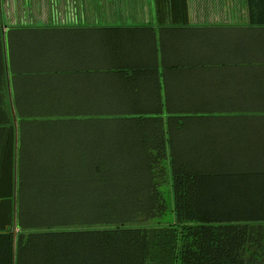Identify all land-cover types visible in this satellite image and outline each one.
Listing matches in <instances>:
<instances>
[{
	"label": "trees",
	"instance_id": "16d2710c",
	"mask_svg": "<svg viewBox=\"0 0 264 264\" xmlns=\"http://www.w3.org/2000/svg\"><path fill=\"white\" fill-rule=\"evenodd\" d=\"M248 6L251 28H264V0ZM128 37L129 29L118 40ZM153 60L142 79L125 78L126 90L109 88L105 107L104 92L83 112L54 103L58 123L79 127L71 143L20 147L9 158L18 185L0 203V264H264V129L232 122L264 112L214 107L196 80L165 90L157 55ZM148 79L152 90L137 86ZM36 117L21 115L32 119L29 131ZM38 129L32 137L40 143ZM98 129L99 136L91 134ZM97 137L104 151L95 152ZM64 146L72 148L60 161L62 175L73 163L74 176L87 178L57 190L44 181L54 172L39 154L54 158ZM171 206L175 221L165 225Z\"/></svg>",
	"mask_w": 264,
	"mask_h": 264
},
{
	"label": "crops",
	"instance_id": "0c3cea01",
	"mask_svg": "<svg viewBox=\"0 0 264 264\" xmlns=\"http://www.w3.org/2000/svg\"><path fill=\"white\" fill-rule=\"evenodd\" d=\"M248 13V0H0V203L9 196L8 188L18 185V167L9 168V158H17L39 131L36 124L30 131L23 126L27 122L21 115H37L41 107L64 99L82 112L90 107L92 30L118 40L129 29L131 40H147L150 50L156 45L161 83L171 90L183 85L177 79L184 77L180 70L185 67L164 65V60H206L203 52L209 51L213 78L219 79L214 80V107L264 112V28H251ZM191 34L192 40L210 44L186 58L179 47L185 50ZM61 81L67 87L54 91ZM98 82L101 87V78ZM126 89L127 84L120 90Z\"/></svg>",
	"mask_w": 264,
	"mask_h": 264
},
{
	"label": "rangeland",
	"instance_id": "374dc122",
	"mask_svg": "<svg viewBox=\"0 0 264 264\" xmlns=\"http://www.w3.org/2000/svg\"><path fill=\"white\" fill-rule=\"evenodd\" d=\"M151 1L154 2V0H147V3L149 4ZM92 35H88L89 38L91 37V42L89 43V48H91L92 50L89 51L90 55H89V59L90 62L88 64V68L92 71L91 77H90V81H91V86L90 89L88 90L91 93H95L96 94V98H92L90 102H97L100 104V98L101 93L104 92L102 100L104 101L105 93L106 91H108V89L110 88L111 91H117L125 85L127 84L125 81V78L128 76H130L133 80H135L136 78H141L142 76L145 75V69L150 67V63H152L153 58L156 54L155 50H156V45H151L149 49V47L146 44L147 41H142V40H131L132 37H128V39L126 41L123 40H114L111 42H108L109 40H107L104 37V34H99L98 32H100V30L95 29L92 30ZM20 33H16V36H18ZM88 36H86V40H89ZM62 36H60L61 38ZM190 39L191 40H187V42H185V50L181 47H179V49H181V53L183 56H185L186 58L195 54H191L189 52H202V50L198 49V48H207L208 44H210V42H208V40H192L193 39V34L190 35ZM71 44L74 42H77L78 45H80V42L78 40H70ZM121 41V42H120ZM62 43H68V40H61ZM184 42H180L179 46H182ZM191 46V48H190ZM192 48H196V49H192ZM95 53V54H94ZM150 53V54H149ZM206 55V60H204L203 58H194L191 57L188 60H185L183 62H172V59H165L167 57V53L165 54L164 57V65H171V66H181V67H185L182 68L181 70H185L187 73L184 75V77L179 80L177 79L178 82H182V84L187 85L186 82H188V80H196L200 86L205 87V89L208 92V96L209 98H213V94H214V84H216L217 82H219L216 79L213 78V71L212 70H206L207 73L201 72L198 70V67H209V69H212L213 67V62L211 61L210 57H209V51H205L203 52ZM162 54L164 53H160L159 55L161 56L160 59L162 60ZM81 63L83 64V60H80L78 62V64L81 65ZM63 66V65H62ZM65 67V65L63 66ZM29 68V67H28ZM116 70V71H121L122 74L121 75H111L110 71L111 70ZM130 69H131V73H130ZM96 73L101 74L100 77H98L97 75H95ZM66 74V73H65ZM64 77H66V75H63ZM101 78V87L99 86L100 84H98V80H100ZM111 78L110 81H108V79ZM214 80L216 83H214ZM62 82V83H61ZM59 84L58 82H56L53 86L54 91H63V89L65 87H67V83L66 81H61ZM194 81H190L188 84H191ZM151 82L146 81L144 85L146 90H152V88L150 87ZM115 84V86H114ZM139 86H142V83L138 84ZM114 86V87H113ZM164 89L165 88V85ZM80 87H82L83 89H85L84 85H80ZM112 87V88H111ZM186 87V86H184ZM213 87V88H212ZM143 88V87H142ZM40 93V92H39ZM58 97H61V94L58 93ZM162 97L164 102H166V98L167 95L165 94V92H162ZM76 98H77V91H76ZM176 101L177 99L174 98ZM68 101H66V99H64L63 102L60 103L61 109L62 111H65L66 108H62L64 104H70V107L72 108V101L70 99H67ZM59 103V102H58ZM104 103L103 107L106 106L105 101L102 102V104ZM46 105V104H45ZM51 105V104H50ZM177 105L182 106V102L177 103ZM51 107V108H48ZM191 107L197 108L199 107L198 103L193 104ZM178 109H182V107H178ZM54 108L53 106H45V108L41 107L39 110H37V116L36 119L37 123H35L39 128H41V134L38 138L39 141H41L40 143L33 140V139H28L26 140V148L31 150L34 149L38 146H45L47 148L48 145H52L53 143L56 144H62L64 143L67 139L71 141L73 140V133H77L78 132V128L77 126H75V124L72 123H58V120H62L63 118L58 116L56 114V112L54 113ZM93 113V112H92ZM189 113V112H188ZM54 115V116H53ZM72 114L67 115L66 114V118L70 117ZM93 115V114H92ZM248 115V112H247ZM53 116V117H51ZM64 117V118H65ZM48 118H51L50 123L47 122ZM55 118V120H54ZM57 118H62V119H58ZM104 119V118H103ZM250 119V118H249ZM247 119L245 118L246 121H242L243 119L241 118H232V122L233 123H237L238 125H246L249 127V124H253L256 125V122L259 123L263 129H264V117L259 116L256 117L255 119ZM32 119H27V123L31 122ZM57 120V121H56ZM241 120V121H239ZM255 120V121H253ZM56 121V122H55ZM104 121V120H103ZM32 124V123H30ZM34 124V125H35ZM104 124H107V122H104ZM227 124H230L227 122ZM28 124H24L23 126H27ZM230 126V125H228ZM251 128V127H249ZM252 129V128H251ZM76 131V132H75ZM73 132V133H72ZM105 131L103 130L102 133H104ZM101 133V129L96 130L94 133L91 134H97V136H99L98 134ZM114 132L110 133L113 134ZM46 136V137H43ZM228 139H233L231 138L229 135ZM185 136L181 135L178 138H183ZM45 139V140H44ZM110 139V137H109ZM44 140V141H43ZM96 144H97V148L95 150V152L99 151H104L103 147L100 148V146H98L101 141L99 139V137H97V139L95 140ZM105 144V143H103ZM72 146H70V149L68 148V146H64L62 149H60L59 151H57V149L55 150L53 157H51L50 159L48 158V156L46 155L45 152H40L39 155H42V157L44 158V164L42 165V167L44 169H47V165L50 164V169H52V176H54L56 170H57V174H55L54 176V184L50 181L51 177L49 179H45L44 181L50 182L54 188H56L57 190H59L62 186L66 185L68 180L70 182H72L71 184L73 185V183L79 182L78 184H84L85 180L87 178V174L84 173V175L78 174V176H74V169L76 168V166L71 163L70 165H68L67 169H68V173L63 176L61 173V169L64 166V164H60V161L62 160V158L64 157V155H68L70 154V150H71ZM76 147H74L73 149L75 150ZM94 150V149H93ZM231 151L230 150H226L225 153H223V155L225 156V158H229L231 157L230 155ZM221 154V153H220ZM64 159V158H63ZM40 184H42V181H39ZM55 192V190H54ZM62 196V194L60 195ZM168 205L171 204V199H167ZM41 205V204H39ZM172 206L169 208L168 213L165 216V219L163 221V223L165 225L167 224H171L175 221V216L172 214L171 211ZM40 214L42 212H39Z\"/></svg>",
	"mask_w": 264,
	"mask_h": 264
}]
</instances>
